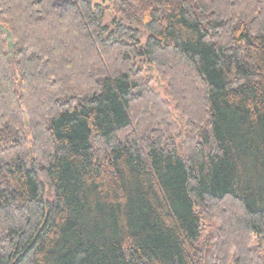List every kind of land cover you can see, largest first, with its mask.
Here are the masks:
<instances>
[{
    "label": "trees",
    "instance_id": "trees-1",
    "mask_svg": "<svg viewBox=\"0 0 264 264\" xmlns=\"http://www.w3.org/2000/svg\"><path fill=\"white\" fill-rule=\"evenodd\" d=\"M110 1L0 0V264H264V0Z\"/></svg>",
    "mask_w": 264,
    "mask_h": 264
},
{
    "label": "rangeland",
    "instance_id": "rangeland-1",
    "mask_svg": "<svg viewBox=\"0 0 264 264\" xmlns=\"http://www.w3.org/2000/svg\"><path fill=\"white\" fill-rule=\"evenodd\" d=\"M70 0H56V4L59 7H63L65 4H67ZM95 3L100 4L103 8L106 9V14H105V22H110L114 19V17H116L115 12L112 11V1L110 0H95ZM148 71H150V68H148ZM158 87H162L163 85L160 84V81H157V85ZM162 94V93H161ZM166 97V96H165ZM180 124L182 123V121H179ZM254 245L257 244V238L254 237Z\"/></svg>",
    "mask_w": 264,
    "mask_h": 264
},
{
    "label": "water",
    "instance_id": "water-1",
    "mask_svg": "<svg viewBox=\"0 0 264 264\" xmlns=\"http://www.w3.org/2000/svg\"><path fill=\"white\" fill-rule=\"evenodd\" d=\"M0 30L5 34V40L7 41V47H8L9 53H11L13 47L15 46L12 41V35L7 29H4L2 25H0Z\"/></svg>",
    "mask_w": 264,
    "mask_h": 264
}]
</instances>
